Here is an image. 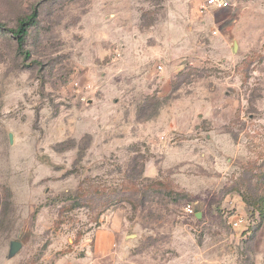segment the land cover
I'll list each match as a JSON object with an SVG mask.
<instances>
[{
    "label": "rangeland",
    "instance_id": "obj_1",
    "mask_svg": "<svg viewBox=\"0 0 264 264\" xmlns=\"http://www.w3.org/2000/svg\"><path fill=\"white\" fill-rule=\"evenodd\" d=\"M228 1L0 0V264H264V0Z\"/></svg>",
    "mask_w": 264,
    "mask_h": 264
},
{
    "label": "trees",
    "instance_id": "obj_2",
    "mask_svg": "<svg viewBox=\"0 0 264 264\" xmlns=\"http://www.w3.org/2000/svg\"><path fill=\"white\" fill-rule=\"evenodd\" d=\"M39 22V8L36 5L31 9L29 14H25L18 18L17 25L15 27L9 29V31L12 32L13 36L17 39L19 52L22 53L25 58H30L31 56V51L26 48L30 29L37 26ZM250 204L253 205L260 214L264 213V204L262 201Z\"/></svg>",
    "mask_w": 264,
    "mask_h": 264
},
{
    "label": "built area",
    "instance_id": "obj_3",
    "mask_svg": "<svg viewBox=\"0 0 264 264\" xmlns=\"http://www.w3.org/2000/svg\"><path fill=\"white\" fill-rule=\"evenodd\" d=\"M208 4L211 6H214L216 8H225L229 5L228 0H208ZM185 210L188 214H195V208L191 204L186 205ZM243 218L238 217L235 219V221L232 222L233 225L239 226L241 223H243Z\"/></svg>",
    "mask_w": 264,
    "mask_h": 264
},
{
    "label": "water",
    "instance_id": "obj_4",
    "mask_svg": "<svg viewBox=\"0 0 264 264\" xmlns=\"http://www.w3.org/2000/svg\"><path fill=\"white\" fill-rule=\"evenodd\" d=\"M234 48L237 49V44L235 43ZM13 138H12V134H10V141L12 142ZM197 218H201L202 217V212H198L196 214ZM23 247V243L21 241L18 240H13L10 243V250H9V257H13L14 255H16L21 248Z\"/></svg>",
    "mask_w": 264,
    "mask_h": 264
}]
</instances>
